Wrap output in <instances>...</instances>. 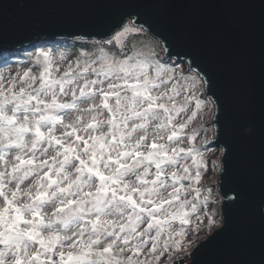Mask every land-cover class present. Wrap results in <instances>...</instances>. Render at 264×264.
<instances>
[{
  "label": "snow or ice",
  "instance_id": "snow-or-ice-1",
  "mask_svg": "<svg viewBox=\"0 0 264 264\" xmlns=\"http://www.w3.org/2000/svg\"><path fill=\"white\" fill-rule=\"evenodd\" d=\"M49 2L97 10L98 30L73 35L71 54L33 46L31 64L0 70V264H184L224 228L203 183L205 126L191 128L210 73L182 66L141 14L191 43L168 24L172 0ZM233 191L242 208L258 191L264 220V171L257 184L241 169Z\"/></svg>",
  "mask_w": 264,
  "mask_h": 264
},
{
  "label": "water",
  "instance_id": "water-1",
  "mask_svg": "<svg viewBox=\"0 0 264 264\" xmlns=\"http://www.w3.org/2000/svg\"><path fill=\"white\" fill-rule=\"evenodd\" d=\"M169 26L189 34L191 43L173 39L158 12L141 14L162 38L172 55L185 65L191 57L211 75L206 97L214 107L210 146L221 149L218 193L223 231L200 247L184 264H264V220L259 214V193L245 207L231 201L243 169L259 182L264 171V113L260 108L264 28L260 0L238 5L227 0H200L197 10L184 7L188 0H172ZM97 10L49 0H0V54L73 35L98 30ZM91 39V37H89ZM197 49L199 54L192 55ZM188 53L189 55H185ZM252 128V134L247 132Z\"/></svg>",
  "mask_w": 264,
  "mask_h": 264
},
{
  "label": "rangeland",
  "instance_id": "rangeland-1",
  "mask_svg": "<svg viewBox=\"0 0 264 264\" xmlns=\"http://www.w3.org/2000/svg\"><path fill=\"white\" fill-rule=\"evenodd\" d=\"M75 40L66 41V40H55L51 43L49 42H43V43H37L34 45H29L27 47H24L22 49H17L12 52H4L0 54V70H4L5 68H12L13 70L16 69L17 63L16 62H22L24 65H28L32 63V58L28 55V53L33 51V46H41L45 48H51L53 52H65L66 54H71V50L73 49V43ZM65 42L68 44H65ZM4 60L8 61V64L5 65L3 63ZM182 66H187L183 63ZM5 75H7V72L5 71ZM203 101L205 104L208 105V107H203L202 105V116L203 119H197L192 125L191 128H196L198 125L203 124L205 126L204 130L200 131L198 133V139L200 141H203L202 144V150L204 151V156L208 162V169L206 174L203 177V183L207 186L211 187L212 189V198L215 201V204L213 205L219 213V207H220V201L221 196L218 193V176L221 170V163H220V156H221V149L215 148L213 146H210L213 140V126L211 124V119L214 114V107L212 101L207 98L205 95L203 96ZM212 161H216L217 163V169L214 172L212 170ZM221 217V216H220ZM163 264V261L161 262Z\"/></svg>",
  "mask_w": 264,
  "mask_h": 264
},
{
  "label": "trees",
  "instance_id": "trees-1",
  "mask_svg": "<svg viewBox=\"0 0 264 264\" xmlns=\"http://www.w3.org/2000/svg\"><path fill=\"white\" fill-rule=\"evenodd\" d=\"M69 42V41H68ZM68 42L66 43L65 42V44H68ZM71 45L73 44V49L71 50V52H73L77 47H79V42L78 41H74L73 43H70Z\"/></svg>",
  "mask_w": 264,
  "mask_h": 264
},
{
  "label": "built area",
  "instance_id": "built-area-1",
  "mask_svg": "<svg viewBox=\"0 0 264 264\" xmlns=\"http://www.w3.org/2000/svg\"><path fill=\"white\" fill-rule=\"evenodd\" d=\"M177 260H179V258H177Z\"/></svg>",
  "mask_w": 264,
  "mask_h": 264
}]
</instances>
